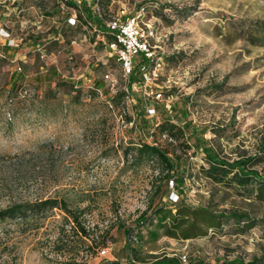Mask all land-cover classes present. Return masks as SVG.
Returning a JSON list of instances; mask_svg holds the SVG:
<instances>
[{
  "label": "rangeland",
  "instance_id": "obj_1",
  "mask_svg": "<svg viewBox=\"0 0 264 264\" xmlns=\"http://www.w3.org/2000/svg\"><path fill=\"white\" fill-rule=\"evenodd\" d=\"M88 2L93 4V0ZM18 3L22 6L10 13L7 8ZM166 6L196 9L189 16L177 17ZM50 7L55 9L57 22L65 25L70 10L65 0H0V20L15 23V36L7 37L8 31L0 28V42L16 44L33 60L27 62L0 49V210L65 200L81 212L79 220L90 237L73 228L58 208L3 220L0 264H104L115 260L127 264L131 253L124 229L132 228L143 236L132 245L141 260L168 255L185 256L184 264H225L262 255L264 235L257 228L237 233L226 226L191 240L170 238L161 231L152 240L148 232L155 225L136 226L144 212L151 215L161 201L176 199L171 190L162 197L168 188L160 162H140L135 152L126 153L142 141H151L141 127L147 111L140 104L156 101L145 100L135 86L127 87L128 80L114 61H108L107 68L98 65L108 50L95 45L92 34L86 38L85 31L73 33L65 39L67 44H61L73 50L68 40L75 39L74 46L87 57L70 61L67 50L59 53L58 42L49 41L43 29L30 22L37 12L44 27L42 17ZM160 10L165 17L157 15ZM102 11L115 15L141 12L156 29L153 45L164 63L160 85L167 98L157 103L160 116L174 106L176 111L183 110V119L196 127L190 143L205 130L204 141L222 158L234 161L257 154L264 135V0H104ZM101 40L96 42L102 44ZM37 48L46 57L41 58ZM87 61L94 66L86 68ZM18 64L25 66V98L12 88ZM108 71L117 86L112 89L105 83L101 93L91 91L92 77L103 81ZM71 80H82L83 98L71 94L70 84H65ZM150 120L157 121L156 117ZM180 139L163 145L182 159L189 204L248 210L253 216L264 212V205L243 200L237 192L208 180L202 172L208 166L204 156L193 149L186 155L184 139ZM255 168L264 174V163ZM103 239H108L107 247L100 243Z\"/></svg>",
  "mask_w": 264,
  "mask_h": 264
},
{
  "label": "trees",
  "instance_id": "obj_2",
  "mask_svg": "<svg viewBox=\"0 0 264 264\" xmlns=\"http://www.w3.org/2000/svg\"><path fill=\"white\" fill-rule=\"evenodd\" d=\"M24 2V1H23ZM69 6V12L65 15V25H60V33L64 35L65 39H70V34L78 32H86L83 35L89 36L92 34L91 41L95 45L105 46L107 49V57L103 61H99L100 66L107 68L109 66L108 61H114V63L119 67L120 64L117 61V56L113 54V51L110 49V45L115 41V36L111 33L104 21L96 13V4H100L101 12L104 18L113 17L115 14H106L102 11L104 7V0H93V4L90 5L88 0H65ZM171 9L173 14H176L177 17L189 16L196 8H184L178 9L172 6H166ZM138 13V12H137ZM137 13L132 15H125L123 18L127 19L132 16H135ZM121 13H119L120 15ZM55 15V13H54ZM76 15V23L71 24L70 19ZM159 17H165L163 10L157 12ZM95 29V32L93 31ZM58 32V31H57ZM73 37V35H72ZM102 37L101 43L96 42L97 38ZM53 41V40H49ZM55 42H58L54 40ZM54 42V43H55ZM76 42L75 39L68 40V43L73 46V43ZM66 43V42H64ZM59 52L67 50L68 55H73V60L75 54L72 53V50L67 49V43L61 45L58 42ZM0 49L5 52H13V55L21 50L19 46H0ZM50 50L51 49H47ZM35 51L40 52L39 55L42 58L46 57V54L43 53L41 48H37ZM171 60L174 57H170ZM141 58L135 64L134 74L129 78L127 86L131 87L133 83L140 82L142 79V73L140 70V64L143 63ZM86 68L91 67V62H85ZM97 65V66H98ZM150 65V64H148ZM23 70L21 72L14 71L12 74V88L18 92L25 89L22 88L23 81H25V66L21 65ZM94 66V65H92ZM111 73V72H107ZM106 74V75H107ZM105 75V76H106ZM161 80V79H160ZM65 83V81L63 82ZM108 83L104 78L103 81H99L96 77H92L90 80V89L94 93H101V91L106 87ZM160 81H158V88L161 90ZM65 84H70V92L76 98H83V82L82 80H71ZM20 89V90H19ZM124 95H129L130 92ZM122 94V95H123ZM169 98H173V95H167ZM165 97V96H164ZM165 99H167L165 97ZM146 104H140L142 108H145ZM156 107V117L157 121L151 123L150 117L146 115L145 119L141 121V127L143 132L148 134L149 137H155L157 140L158 135H163L168 133L174 139V142L170 144L177 143V140L184 139L182 144L186 147L187 153L193 149L195 154H202L204 160L207 162L208 166L202 168L204 176L210 180L215 186L223 185L228 190V192H237L243 197V200H252V202L257 203L258 205H264V174L261 173L255 167L264 163V135L260 144V150L254 156L249 157H240L237 160L230 161L228 159L220 157L219 153L209 145L207 141H204L206 131L203 130L201 136L196 138V141L191 144V135L195 133L196 127L192 122L183 119L184 111H176L174 106L169 113H163L162 116L159 115V106L157 103H154ZM113 108V106L111 105ZM193 130V131H192ZM191 133H190V132ZM189 134V136H188ZM136 153V159L140 162H154L155 160L160 162L163 166V179L167 183L168 193L163 192L164 195L169 194V190L173 191L177 199L172 200L168 199L167 202L161 201L152 211L151 215H148V212H144L137 220V225L139 228L144 225H155V230H149L148 234L152 240H157L160 237L161 231L167 237L178 238L182 240H191L199 237H205L209 234L210 231H222L224 227L228 226L234 228L237 233H246L253 229H260L261 233L264 235V212L258 216H253L248 210H216L210 205H198L193 206L187 202L186 197V176L182 171V159L180 156H173L165 149L164 145L155 146L150 141H142L137 148H130L127 150V154ZM161 190V189H160ZM60 209L64 211L67 215V218L71 221L73 228L78 229V231L86 236L90 237L89 232L82 226L80 222L81 212L71 209L68 203L65 200L57 199H48L36 203H23L16 204L12 207H9L4 210H0V221L16 218V217H25L29 214H35L43 210L50 209ZM124 232L127 237L126 248L131 253V258L127 260V264H184L180 257H170L168 255L163 256H151L148 260L139 259L134 253H136L135 248L132 246L134 241L139 239L143 240V236L139 235V232L132 229H124ZM109 239V238H108ZM108 239H103V247H107ZM93 241H95L93 239ZM225 264H264V253L260 256L255 255L251 260L246 261L243 258H236L231 261H225ZM87 264V263H82ZM104 264H123L120 260L115 261H106ZM189 264H206L203 261L190 262ZM218 264H221L219 261Z\"/></svg>",
  "mask_w": 264,
  "mask_h": 264
},
{
  "label": "built area",
  "instance_id": "obj_3",
  "mask_svg": "<svg viewBox=\"0 0 264 264\" xmlns=\"http://www.w3.org/2000/svg\"><path fill=\"white\" fill-rule=\"evenodd\" d=\"M96 13L104 21L107 29L115 36V41L110 45V49L113 51V54L117 56L122 76L129 80L134 74L135 64L142 58L144 60L143 63L140 64L142 79L140 82L133 83L132 86L139 88L143 98L147 101L155 100V103L167 101L164 97V91L158 88V81L161 79L164 63L163 60L157 56L153 45V41L157 37L156 29L149 21L145 20L141 12L127 19L123 18L126 15L123 11L120 15L116 14L113 17L104 18L100 4L98 3L96 4ZM70 23H76V15L70 19ZM93 31L95 32V29H93ZM4 35L9 37L10 33L7 32ZM85 37L88 38L87 35ZM8 45L17 46L11 42ZM44 57L45 56H43V58ZM69 59L73 61V55H70ZM22 70V66L18 64L15 71L21 72ZM105 79L112 89L118 84V81L112 73H108ZM127 92H129L128 88ZM26 95V90L20 92V97L25 98ZM156 110L154 103H146V111L149 117H154L157 113ZM150 139V142L155 146H162L164 142H174V139L168 133L159 135L157 140L153 136L150 137ZM172 195L176 196L174 192ZM181 259L184 263L187 261L185 256Z\"/></svg>",
  "mask_w": 264,
  "mask_h": 264
},
{
  "label": "crops",
  "instance_id": "obj_4",
  "mask_svg": "<svg viewBox=\"0 0 264 264\" xmlns=\"http://www.w3.org/2000/svg\"><path fill=\"white\" fill-rule=\"evenodd\" d=\"M24 2H22V3H24ZM26 4L29 5L28 2H26ZM20 6H22L21 3H18L15 7H12L11 9L10 8H7V9L9 10L10 13H13L14 11L16 12V9H18ZM33 8L34 7L32 5L30 7V9H33ZM20 10H22V9H20ZM54 10L55 9L53 7H50V8H48V10H46V12L48 11V14H46V16H43L42 17L43 19H45V23H44L45 25H44V27L42 25H40V23H39L38 20L41 17H39L38 13L35 10L33 11V13L35 14V12H36L37 16H34V18L30 22H31L32 25H36L38 29H41L42 28L43 29L42 31L46 33V35L48 36V38L50 40H56L60 44H62V43L65 42V37H64V35H62L59 32L60 31V25H61V23L57 22V16L54 15ZM25 22H26V20L23 21V22H21V24L24 25ZM14 24L15 23H11L10 21L0 20V28H2L4 30H7L10 33V35H12V36H15L14 35V29L12 28ZM85 36L86 35H84V37ZM7 45H8L7 43L0 42V46L1 47L7 46ZM76 47L77 46H74V44H73V46H72V48H73L72 53L75 54V58H80L81 57L83 59V58L87 57L86 54L84 52H82L81 49H78ZM60 52H64V51H60ZM19 55L22 56L23 59H26L27 62L28 61L29 62H32L33 61L32 59H30L32 56L29 57L26 54V52H24L23 50H20L16 54V56H19Z\"/></svg>",
  "mask_w": 264,
  "mask_h": 264
}]
</instances>
